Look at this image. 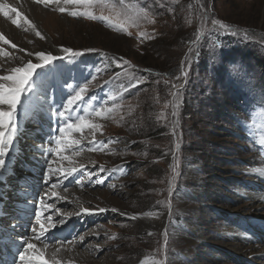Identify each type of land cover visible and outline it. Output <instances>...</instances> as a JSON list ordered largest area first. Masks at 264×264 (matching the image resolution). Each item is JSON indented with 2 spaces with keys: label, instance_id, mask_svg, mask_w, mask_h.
Masks as SVG:
<instances>
[{
  "label": "rangeland",
  "instance_id": "rangeland-1",
  "mask_svg": "<svg viewBox=\"0 0 264 264\" xmlns=\"http://www.w3.org/2000/svg\"><path fill=\"white\" fill-rule=\"evenodd\" d=\"M28 1L52 20L45 21L43 16L46 39L41 40L22 16H13L21 24L13 27L27 48L36 46L35 52L52 53L53 48L64 46L96 54L95 79L85 96L87 103L78 113L99 125L96 141H117L102 151L89 152L93 135L85 128L74 133L76 138L83 137L78 147L84 150L80 156L69 155L71 163L59 161L52 153L65 168L75 165L78 169L52 190L66 198L56 205L62 214L72 213L62 227L70 234L68 239L84 236L83 244L77 239L75 246L68 244L63 250L74 253L78 249V264H264V178L254 172L256 167H264V0H125L128 15L149 12L152 22L142 21L139 27L116 15L121 11L113 8L117 0L66 5L78 13L109 16L110 25ZM213 20L234 27L239 34H221ZM198 32L202 33L199 45L205 43L203 53L197 51V56L196 44L192 46L191 69L184 83L176 77L189 55L188 42ZM31 38L35 39L28 41ZM0 49L10 53H0L2 68L19 54L27 56L18 47L0 45ZM26 56L21 65L28 61ZM120 58L128 63L118 65ZM54 64L58 67L49 65L45 87L55 83L48 103L59 107L72 90L67 85L74 88L93 76H82L75 60ZM149 68L151 72L146 70ZM172 71L174 76H166ZM137 80L143 82L136 84ZM173 84L182 85L175 117ZM38 99L45 104L43 90ZM101 107V116H96ZM29 115L25 122L19 112L22 135L6 158L11 171L4 174L0 185L8 198L0 212L5 229L14 219L27 224L25 230L30 221L34 223L30 205L25 204L29 206L27 215H21L22 204L16 196L26 195L30 189L28 201L40 191L44 160L39 153L31 158L32 147L45 141L42 133L53 128V122L35 113ZM22 153L24 169L18 162ZM101 166L106 171L99 172ZM85 169L93 175L88 177ZM81 176L83 188L75 183ZM97 176L103 177V184L95 183ZM82 207L109 210L77 216ZM112 208L120 211L112 212ZM133 215L135 220L129 218ZM155 222L162 225L153 227ZM246 239L259 244L255 255L245 246Z\"/></svg>",
  "mask_w": 264,
  "mask_h": 264
},
{
  "label": "snow or ice",
  "instance_id": "snow-or-ice-1",
  "mask_svg": "<svg viewBox=\"0 0 264 264\" xmlns=\"http://www.w3.org/2000/svg\"><path fill=\"white\" fill-rule=\"evenodd\" d=\"M36 3L42 4L45 9H51L52 11L59 12L61 14L68 13L74 18H80L81 15L87 16L89 19L100 20L102 22L110 23L111 17L109 16H92L87 13H78L77 11L67 8L66 5H79L85 3H93L94 0H35ZM119 7L121 11H117V16L124 17V23L130 26L139 27L142 21H151L148 11L138 12L136 15H128L127 8L125 7V0H117V4L113 5V8ZM10 13H14L16 17H20L21 13L16 7H11L8 4L0 3V14L6 20H11V24L15 25L17 28L21 27L17 19L13 18ZM25 24H29L33 31H35L36 36L41 40L46 39L44 35L36 29V26L25 16L23 18ZM212 24L216 27L221 34H228L236 36L238 35V30L234 27L225 24L218 20H213ZM119 31H126V28H120ZM131 35V33H128ZM145 34L141 33L143 37ZM245 35L247 32L245 31ZM202 39V33L196 34L195 40H190L188 43L189 55L186 57L185 61H182L180 75L176 77L177 80H183L187 83V78L191 69V55L193 53V47ZM0 43L4 45H10L11 48H17V45L13 43L9 38H7L6 33L0 31ZM25 52V49H19ZM91 51V49L89 50ZM0 53L5 56L10 55V53L0 49ZM27 56L35 57V62L29 59L26 63L21 66L13 67L10 69L7 75H0V177H3L6 172L11 171L7 168L6 158L9 156L10 152L15 146V142L18 141L20 136L18 115L20 110H23L25 115L35 113L37 117L43 115L45 106L47 105L48 119L56 123V128L53 129L49 127L48 136L46 141H42L39 145L32 147L33 155L31 158H35V155L39 153L40 157L44 160L43 165V175L39 181L40 191L34 193V196L30 198L27 203L32 209V221L29 223L28 230L31 233L27 239L21 238L17 244L16 256L18 257V264H73L72 261H65L62 258H58V254L65 248V245L71 244L76 245L77 239L81 244L84 242V236L82 234H76L71 239L59 237L49 238V233L51 231H60L62 227L67 223L68 219L71 218V212H63L62 209L56 207L57 203L66 199L61 197L58 192L52 191L58 189L62 186L64 180L72 177L74 173L77 172V166L65 168L57 160L52 158V153H55L59 157V161L68 160L69 155H79L80 151L84 148L78 147L80 145V139L74 136V133L82 132L85 128L93 135V140L90 141L87 146V151H102L108 144L117 141L109 139L105 141H96L94 138L96 130L99 125L91 122V119H86L84 115L78 113V109L81 108L82 104L87 103L85 96L88 92L91 80L95 79V76L91 77L89 80L84 81L82 85H76L74 88L72 85H67L71 90L68 96L60 103L59 107H56L55 103H48L50 90L55 89V83L49 84L45 87V82L50 72L49 65L53 67H58L54 64L58 60H66L68 62L74 61L77 57L84 55L83 51H76L70 47L61 46L57 53L54 55L51 52L38 51V52H26ZM198 56V53H196ZM127 64L128 61L120 58L117 64ZM42 70V71H41ZM142 80H137L135 83H142ZM67 83V82H66ZM108 83V81H105ZM172 87L176 89L172 92L173 100V112L172 115L178 116V109L180 107V88L182 85L173 84ZM43 90L45 97V104H41L38 107L34 105V98L37 96L38 92ZM89 99H92L89 97ZM115 100V97H111ZM109 112L112 111L111 108L108 109ZM103 108L95 111L96 116H101ZM42 131V129L38 130ZM176 134L175 131L173 133ZM264 142V141H262ZM54 145V147H53ZM180 145L177 144L176 148L179 149ZM23 153L19 158L18 162L21 168L24 169L27 166L23 163ZM175 159V157H174ZM53 164H57V167H53ZM84 168L83 165L79 166ZM88 177L93 175L92 172H88L87 169L84 170ZM99 172H104L106 169L101 166L98 169ZM173 173L175 176V167L173 168ZM82 176L76 178L75 183L80 185L81 188L84 185L81 183ZM4 183L0 179V184ZM95 183L103 184V177L97 176ZM26 184V182H25ZM20 190H23L21 188ZM66 192L68 189L66 186L63 187ZM169 195L171 196V188H169ZM3 199V193H0V200ZM171 209V205H169ZM109 209L103 207H97L95 209L81 208L79 212L76 213L77 216L81 213L86 215H93L98 213H104ZM112 212H119L117 208H112ZM123 216H128L127 213H120ZM169 214H171L169 212ZM56 217V219H54ZM135 220L136 215L129 217ZM16 225H12L13 230ZM151 235V233H149ZM114 238V237H113ZM168 233L165 229L164 242L167 244ZM50 245H58L55 247L53 253L49 258H45V251ZM13 264H17L14 260Z\"/></svg>",
  "mask_w": 264,
  "mask_h": 264
},
{
  "label": "bare ground",
  "instance_id": "bare-ground-1",
  "mask_svg": "<svg viewBox=\"0 0 264 264\" xmlns=\"http://www.w3.org/2000/svg\"><path fill=\"white\" fill-rule=\"evenodd\" d=\"M0 3L8 4L11 7H16L17 10L21 13L22 19L26 16L36 26V29L39 30L42 35L44 34L43 28H42V25H41V21H43L42 20L43 19V16H45L44 18H46L45 21H47L48 19L52 20L50 18L51 15L47 14L46 11H44L41 8H39L38 6H35L34 4H32L28 0H5V1H1L0 0ZM10 15L12 17L15 16L14 13H10ZM10 21L11 20H6L3 17V15L0 14V31H3L4 33H6L7 38H9L13 43H15L18 48L25 49L26 50L25 52L30 51V52L35 53L34 50H35V47L36 46L33 47V48H31V47L30 48L29 47L27 48L25 46L26 42L25 41H21V38L19 36L18 31L13 27L14 25L10 24ZM48 23H49V21H48ZM25 25L28 27L29 24H25ZM34 39L35 38H31L30 40H28V39L27 40L28 41H33ZM0 45L1 46H5V47L6 46L7 47H11L10 45H4L2 43H0ZM53 49L54 50L52 51V54L55 55L58 50L55 49V48H53ZM15 54L17 55L18 52L17 53H14V55ZM25 56L26 55H20L19 54L18 59L11 58L8 61L9 66H7L5 68L4 67L2 68V59H0V75H6L5 72L10 71L11 68L21 66L20 63L24 59ZM26 57H27V60L31 59V60H33V62H35V57L34 56L33 57L26 56ZM37 100H39L38 99V94L34 98V105L38 107L41 104ZM49 104H51V103H49ZM20 111H21V114L23 116V119L26 122L27 121L26 116H28V115H25V113H24L23 110H20ZM41 116H43V117L45 116V117H47V120H49L48 119L47 105L45 106L44 113ZM55 128H56V123L53 122V129H55ZM48 129H49V127L48 128H45L44 129V132L42 133V136L45 138V141L47 140V136H48V134L45 135V133L48 132ZM78 156H80V155H78ZM39 159H41V158H39ZM42 160H43V158H42ZM7 168L11 170L10 166H7ZM253 171H254V169H253ZM263 171H264V167H256L254 172H256L257 174H259L260 177H263L264 178V172ZM261 172H263L262 173L263 176L260 174ZM0 179H2L3 181H5L3 177H0ZM31 181L33 183H35V181H36V178L34 176H32V175H31ZM31 181H30V183H31ZM2 184H0V185H2ZM26 186H29V184H27ZM27 190H28V192H27L26 195L21 194V195H17L16 196V198L19 199V201L17 199V202L18 203L21 202V204H22V205H20L21 208H19L21 210L20 214L21 215H24V216L27 215V213L29 212V206H27L25 204L27 203V199L26 198H27L28 195L30 196L31 191H30V189H27ZM0 193H2V189L1 188H0ZM7 199L8 198L6 197V195L3 194V199L0 200V212H3V204H4V202ZM16 220L17 219H14L12 221V223H10L11 226L12 225H16L14 230H13V228L11 226L9 228H6L5 229L4 224L3 223H0V264H8L7 263V260H5V259H8L7 255H6V252H7L6 250H8V249H10V250H12V249L13 250H16L17 249V244L19 243V240L21 238L27 239V237H28V230H25L24 227H23V226H27V224H25V223H18ZM16 223H18V224H16ZM160 225H162V222L161 223L155 222V223H153L152 226L153 227H158ZM54 237H59L61 239H64V238H68V237L70 238V235H69V233H68V231L66 229L62 228L60 231H51L49 233V238L50 239H52ZM238 237H240L241 239L245 238V237H243V236H241L239 234H238ZM245 243H246L245 246H247L249 248V253L251 255H255L256 254L255 251L258 249V247H259L258 245L259 244L257 242H255V241L251 240V239H249V240L246 239ZM57 246L58 245H50L49 248L46 249V251H45V258L46 259L51 256V254L53 253L55 247H57ZM243 250H244V248H243ZM77 252H78V249L74 253H72V252H65L64 250H62L58 254V258H62L65 261H72L73 264H78V255H77ZM80 257H82L83 259L86 258V257H84V255H80ZM16 258H18V257H16ZM225 261H227V260H225ZM17 264H18V262H17ZM225 264H230V263H225ZM233 264H235V263H233Z\"/></svg>",
  "mask_w": 264,
  "mask_h": 264
},
{
  "label": "trees",
  "instance_id": "trees-1",
  "mask_svg": "<svg viewBox=\"0 0 264 264\" xmlns=\"http://www.w3.org/2000/svg\"><path fill=\"white\" fill-rule=\"evenodd\" d=\"M196 38H193L192 40H195ZM205 45V43H203V42H201V44L199 45V42L196 44V46H195V49H196V51H195V53H197V51H201V53H203V46ZM90 55L92 56V57H90ZM202 55V54H201ZM82 59H84V60H86V61H90V62H94L95 61V59H96V54L94 53H86V54H84V55H82ZM80 66L82 65H84V63H81V64H79ZM148 72H151L152 71V69H146ZM173 72L174 71H172V72H170V74H168V75H166V76H172L173 75ZM174 76V75H173Z\"/></svg>",
  "mask_w": 264,
  "mask_h": 264
}]
</instances>
